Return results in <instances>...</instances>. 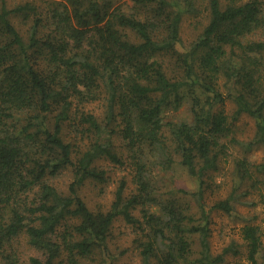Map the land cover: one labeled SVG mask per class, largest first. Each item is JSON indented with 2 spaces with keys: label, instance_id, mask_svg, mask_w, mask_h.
<instances>
[{
  "label": "trees",
  "instance_id": "1",
  "mask_svg": "<svg viewBox=\"0 0 264 264\" xmlns=\"http://www.w3.org/2000/svg\"><path fill=\"white\" fill-rule=\"evenodd\" d=\"M45 1L0 0V264L114 257L119 219L134 226L142 264H237L227 260L236 243L219 253L210 244L211 213H232L237 188L212 203L206 196L233 145L264 142V38H254L264 36V0H209L208 22L185 49L183 16L203 11L198 0H181L184 9L175 0ZM186 102L190 120L168 118ZM244 113L257 125L247 143L235 135ZM177 162L199 181L197 213L176 193L156 192L157 168ZM252 166L236 160L238 177L254 186ZM67 171L63 191L53 179ZM87 181L115 182L111 204L91 206ZM243 235L260 264L259 227L247 224ZM22 237L36 250L26 259Z\"/></svg>",
  "mask_w": 264,
  "mask_h": 264
},
{
  "label": "rangeland",
  "instance_id": "2",
  "mask_svg": "<svg viewBox=\"0 0 264 264\" xmlns=\"http://www.w3.org/2000/svg\"><path fill=\"white\" fill-rule=\"evenodd\" d=\"M28 0H7L8 6L14 7L17 4L25 3ZM36 5L44 6L45 0H31ZM64 1V0H53ZM124 5H131L132 0H118ZM181 0H175L179 7L182 6ZM208 1L198 0V5L201 10L200 14H195L187 11L183 16V22L181 24V36L182 44L178 47L185 49L190 47L192 41L198 36L205 25L208 22ZM184 9L183 7H181ZM16 24L21 25L23 23L20 17H13ZM24 25V24H23ZM24 27V26H23ZM26 27V26H25ZM254 38H264V36L258 35ZM96 105V104H95ZM99 107H97L98 111ZM226 111L233 116L236 109V104L233 100L229 99L225 105ZM169 119L173 120H190L192 118V112L190 110L188 102L179 109H170L167 111ZM237 132L235 135L239 140H243L247 143L256 137L257 125L256 119L249 114H242L236 121ZM232 152L229 156L224 158V162L220 167V170L213 174L216 184H212V188L208 190L206 196L207 201L212 203L214 200L228 196L234 189H236L237 203L232 213L223 212L221 210L214 209L211 213V228L212 233L210 237V244L214 253L221 252L226 246L234 242L238 246L239 253H228L227 260L235 262L237 264H252L248 258L247 244L243 235V228L247 224L257 225L260 229L262 240L264 242V142L256 143L252 150H247V147H243L239 144L232 146ZM247 150V152H246ZM247 157L251 162L255 174L260 178L256 185H252L254 179L241 180L236 173V160L238 158ZM103 163V161H101ZM263 166H260L262 165ZM106 168L109 169L111 165L108 162H104ZM257 165V166H256ZM109 166V167H108ZM159 175L156 178L157 185L160 189L157 193L174 192L178 196H181L184 204L191 206L192 212H198L199 207L194 195V192L199 188V181L193 176L188 174L186 169L180 164H175L169 170L157 168ZM116 171V170H115ZM113 171V179L118 178L121 174L120 170L115 174ZM71 181L70 171L64 172L62 175L53 179V182L63 191L67 190L68 184ZM97 183L87 181L83 187V194L88 198L91 206L98 204L104 207L111 204L114 199V192L117 184L115 182L103 187L95 185ZM154 210H159V207H153ZM198 215V214H197ZM113 235L109 239L110 241V255L101 256L95 255V259L86 261L85 264H109L110 262H116V264H142L141 256L138 249V243L136 242L137 234L132 224L127 223L123 219H119L115 222L113 228ZM196 241V240H194ZM20 249L24 254V259L28 258L30 254L36 252L31 248L24 237L21 238V242L18 243ZM194 252L192 253L191 260L198 255V245L195 244ZM197 264L196 262H194ZM260 264H264V257H260ZM26 264V263H24Z\"/></svg>",
  "mask_w": 264,
  "mask_h": 264
}]
</instances>
